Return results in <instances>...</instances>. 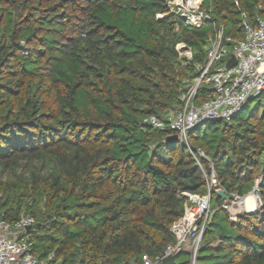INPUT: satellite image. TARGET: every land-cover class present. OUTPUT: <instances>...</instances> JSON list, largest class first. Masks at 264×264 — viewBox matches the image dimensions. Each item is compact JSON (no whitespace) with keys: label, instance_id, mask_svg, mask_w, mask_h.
Instances as JSON below:
<instances>
[{"label":"trees","instance_id":"16d2710c","mask_svg":"<svg viewBox=\"0 0 264 264\" xmlns=\"http://www.w3.org/2000/svg\"><path fill=\"white\" fill-rule=\"evenodd\" d=\"M202 7L214 25L157 19L165 0H0V219L33 218L28 235L38 255L143 264L175 242L170 226L183 215L182 194H205L206 180L184 147L167 142L172 132L143 121L180 106L216 28L241 40V13L250 23L264 19V0ZM178 44L190 61L179 58ZM207 93L201 87L200 100ZM254 100L246 119L188 132L227 194L243 198L261 180V206L235 221L222 208L233 201L211 194L213 221L195 264H264V97ZM183 254L175 263L191 264Z\"/></svg>","mask_w":264,"mask_h":264},{"label":"built area","instance_id":"2783aa9c","mask_svg":"<svg viewBox=\"0 0 264 264\" xmlns=\"http://www.w3.org/2000/svg\"><path fill=\"white\" fill-rule=\"evenodd\" d=\"M204 1L165 0L167 12L156 15V18L172 15L191 28H200L205 23L214 25L210 10L202 7ZM234 4L238 7L237 2L234 1ZM241 25L244 32L241 40L226 38L223 28H216L207 39L206 61L202 66H196L198 76L186 85L179 99L180 106L170 109L165 118L150 116L143 121V125L152 129L176 135L177 142L193 156L194 166L206 180L205 194H182L183 215L170 226L175 242L168 245L162 256L153 262L143 256V264H162L165 257H176L182 252L190 253L191 264H195L202 237L213 221L211 194L217 190L226 193L208 157L201 149L190 146L188 132L206 121L221 120L230 126L250 99L264 97V19L256 18L250 23L247 16L241 13ZM175 50L179 58L192 59L191 50L184 44L176 45ZM232 57L235 58V65L228 68ZM203 86L208 88V93L200 100L199 90ZM202 160L208 162V168L204 167ZM260 183V178H256L250 195ZM234 196L237 198L234 202L245 207V199ZM256 197L258 206H261L259 197ZM222 208L228 212L231 210L228 205ZM256 209L257 206L254 211ZM244 211L248 213L245 208ZM229 214L231 220L238 216ZM33 222L29 216H21L13 223L0 219V264H59L54 253L45 256L36 253L27 230Z\"/></svg>","mask_w":264,"mask_h":264},{"label":"rangeland","instance_id":"374dc122","mask_svg":"<svg viewBox=\"0 0 264 264\" xmlns=\"http://www.w3.org/2000/svg\"><path fill=\"white\" fill-rule=\"evenodd\" d=\"M257 105V101L256 100H254V101H251V102H249L248 104H247V106L246 107H244V109L242 110V112H240L234 119H233V121L234 122H238L239 120H243V119H246L248 116H249V114L251 113V111L254 109V107ZM6 177H7V175H0V178L1 179H6ZM250 196V195H249ZM249 196H247V197H249ZM252 196H254V194H252ZM258 196V195H257ZM246 197V198H247ZM255 197V203H256V206H257V208H259V202H258V200H257V197L256 196H254ZM229 206V208L231 209V210H229V212H231V213H235V215L236 214H239V215H243V214H246V212L244 211V208L245 207H242V206H238L235 202H232L231 204H229L228 205ZM254 208H255V204H254V207H253V210H254ZM252 210V211H253ZM251 211V212H252ZM228 212V213H229ZM233 217V216H232ZM236 219H234V220H232V221H235ZM217 244V242H214V246ZM186 257L187 256H185L184 254L183 255H179V256H177L176 257V262H181V261H184L185 259H186Z\"/></svg>","mask_w":264,"mask_h":264},{"label":"water","instance_id":"95a60500","mask_svg":"<svg viewBox=\"0 0 264 264\" xmlns=\"http://www.w3.org/2000/svg\"><path fill=\"white\" fill-rule=\"evenodd\" d=\"M15 15L16 16L18 15V7L17 6H15ZM235 62H236L235 58L232 57L231 60L229 61V63L227 64V67L230 68V67L234 66ZM167 142H169V143L170 142H177V136L176 135H171V136L167 137ZM215 194L218 197L222 198L227 203L230 202V201L234 202V200L237 199L234 195L226 194L222 190H217L215 192ZM254 194L257 196L258 195V191L255 190ZM250 213H252V212H250ZM30 229H31V227L27 228L28 231H30ZM162 264H176L175 263V257H173V256L165 257L162 260Z\"/></svg>","mask_w":264,"mask_h":264},{"label":"bare ground","instance_id":"6f19581e","mask_svg":"<svg viewBox=\"0 0 264 264\" xmlns=\"http://www.w3.org/2000/svg\"><path fill=\"white\" fill-rule=\"evenodd\" d=\"M254 204H255V206H256V203H255V197L254 196H252V195H250L249 197H247L246 198V204H245V206H246V208L248 209V213H250L252 210H253V207H254ZM255 209V208H254ZM254 211V210H253ZM252 211V212H253Z\"/></svg>","mask_w":264,"mask_h":264},{"label":"crops","instance_id":"0c3cea01","mask_svg":"<svg viewBox=\"0 0 264 264\" xmlns=\"http://www.w3.org/2000/svg\"><path fill=\"white\" fill-rule=\"evenodd\" d=\"M250 195V193L248 194V195H246V196H244L243 198L245 199V204H246V197L247 196H249ZM256 207V206H255ZM245 209L248 211V209L246 208V206H245ZM239 215V214H238Z\"/></svg>","mask_w":264,"mask_h":264},{"label":"clouds","instance_id":"9594fccd","mask_svg":"<svg viewBox=\"0 0 264 264\" xmlns=\"http://www.w3.org/2000/svg\"><path fill=\"white\" fill-rule=\"evenodd\" d=\"M254 212V211H253Z\"/></svg>","mask_w":264,"mask_h":264}]
</instances>
